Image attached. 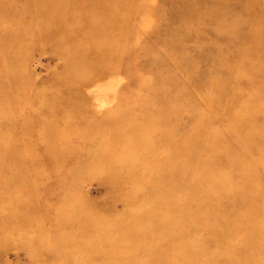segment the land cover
<instances>
[{"label": "rangeland", "instance_id": "374dc122", "mask_svg": "<svg viewBox=\"0 0 264 264\" xmlns=\"http://www.w3.org/2000/svg\"><path fill=\"white\" fill-rule=\"evenodd\" d=\"M32 1L0 3V264H264V250L250 249L260 236L245 247L243 226L264 224V77L247 54L260 24L227 40L234 28L192 17L176 49L161 39L177 31L147 35L165 25L152 10L137 20L127 0H103L93 11L113 10L110 40L86 42L117 44L133 18L115 52L130 60L98 102L80 101L55 82L73 81L65 70L77 66L63 60L78 53L67 30L46 42L26 33L79 23L82 5ZM261 174L249 196L243 185Z\"/></svg>", "mask_w": 264, "mask_h": 264}, {"label": "bare ground", "instance_id": "6f19581e", "mask_svg": "<svg viewBox=\"0 0 264 264\" xmlns=\"http://www.w3.org/2000/svg\"><path fill=\"white\" fill-rule=\"evenodd\" d=\"M50 1V0H46ZM61 2L59 8H65L69 4L74 3L77 5V2L81 3V8H74L71 16L75 18H82L83 20L79 23L74 24H66L62 26H57V29L50 30L48 29H32L31 25L26 33V38L30 36V40L32 41H51L54 37L57 38L59 35L61 36L64 31H60V27L64 30H67V33L63 36L64 43L66 42L67 48H73V50L77 53V57L70 58L69 56L63 57V60L67 63L69 61L75 63L71 68H67L65 70L66 76L73 81L70 82H62L60 79L55 81L57 87H72L70 88L72 97L70 99H78L80 101H86L89 97H96V102H98V98L96 92L99 95V88L103 86V82L107 78H111L118 75L120 73V66L123 64L124 59H127L129 62V58L125 57L122 60V54L119 56L115 55L116 48L119 46L118 44H122L126 40L127 26L133 18H126L124 20L123 28L125 29L121 31V39L120 42H116L113 44L111 41L109 43V47L102 49L101 43L99 40H107L109 35H112V27L113 25V17L110 19H103L105 13H111L113 10L104 11H93L96 7L103 2V0H58ZM258 0H159L158 4L156 3L154 7H149L143 0H127L129 2V7L132 9V16H136L143 19V15H149L151 10L156 14V18L163 20L165 22L164 26L156 25L152 31H147V35L155 33V34H166L170 33V31H177L178 36L172 39H161L162 44L173 45V48H180L181 42L184 38L181 35V28L184 27L187 23H191L192 17H197L198 20L205 23L206 26H209L210 30H214L221 26H228L229 28H234L232 33L228 36L227 40H234L238 37H241L245 34V26H250L252 21L253 24H260V34L256 36H252L249 41L250 45H255L256 47H251L248 49L247 54L253 56L255 62H257V67L255 70V77L261 79L264 77V72H262L258 67L261 64H264V0L259 4ZM3 3V0H0V3ZM33 2L32 0H25V5ZM40 3V2H39ZM79 4V3H78ZM207 4L206 8H200L199 5ZM258 4V5H257ZM35 7V6H34ZM165 7V9H161ZM1 8V5H0ZM149 8V10H148ZM259 8V10H258ZM59 9V10H60ZM54 11V10H53ZM32 17L38 18L41 15L38 12L31 11ZM50 12V10H49ZM110 15V14H109ZM262 18V20L260 19ZM119 25L122 23L120 20L118 21ZM262 22V23H260ZM250 24V25H249ZM238 28V30H236ZM62 29V30H63ZM146 32V31H145ZM119 34V32H118ZM129 34V33H128ZM89 36H99V40L86 42V38ZM110 37V36H109ZM19 39V38H18ZM76 39V40H75ZM110 39H108L109 41ZM169 40V41H168ZM99 41V42H98ZM87 44L86 50L77 49L78 43ZM122 42V43H121ZM246 53V50H245ZM119 57V58H117ZM11 62V59H9ZM8 61V64L10 63ZM128 64V63H127ZM77 68V69H76ZM84 73H88L85 75ZM77 78V80H75ZM243 78L241 79V82ZM245 83L247 82L244 80ZM73 82V83H72ZM72 83V84H71ZM59 85V86H58ZM105 85V84H104ZM248 88L251 90H255L256 92H260L262 90L256 84L250 85L248 82L246 83ZM89 87L95 88L91 93H86ZM104 89V88H103ZM106 89V88H105ZM104 89V90H105ZM85 91V92H84ZM98 98V99H97ZM95 100V98H94ZM93 101V99H91ZM106 102V101H105ZM104 103V102H103ZM100 104V103H99ZM106 105V104H105ZM104 106V105H102ZM170 134V133H169ZM172 135V134H171ZM174 142V141H173ZM180 146V145H179ZM232 149L226 148V152L229 153ZM183 176H187L185 171L183 172ZM262 176V177H261ZM259 175L260 179L256 177L255 183L246 182L243 187L244 190L248 193L249 196H253L254 188L258 182L263 181V175ZM179 179L178 177L176 180ZM175 180V181H176ZM180 180V179H179ZM261 181V182H262ZM252 192V193H251ZM253 199V198H252ZM257 202H264V198L260 195L257 196ZM186 219V216L182 217ZM242 218V217H241ZM183 219V220H184ZM244 229L247 234L250 236L245 240L244 246L248 245L251 242L250 238H253V232L257 233L260 236V241L256 242V244L251 247L252 250H264V224H253L250 220V217L244 219ZM164 220L158 219L155 223L159 225H163ZM132 232V234H135ZM131 234V236H132ZM129 236V235H128ZM219 236H217L218 238ZM128 238V237H127ZM126 238V239H127ZM263 238V239H262ZM130 240L129 238L127 239ZM179 245L176 246L178 248L177 251L182 250L184 247L182 243L179 242L180 237H177ZM253 240V239H252ZM223 247H220L222 249ZM134 250V248H126L125 253H130V251ZM227 260L230 256H235L234 253H225ZM154 260V258H153ZM124 260L122 259L121 262ZM153 262V261H152ZM164 264V263H163Z\"/></svg>", "mask_w": 264, "mask_h": 264}]
</instances>
